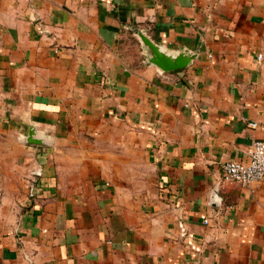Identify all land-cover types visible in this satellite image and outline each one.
Masks as SVG:
<instances>
[{
  "label": "crops",
  "instance_id": "1",
  "mask_svg": "<svg viewBox=\"0 0 264 264\" xmlns=\"http://www.w3.org/2000/svg\"><path fill=\"white\" fill-rule=\"evenodd\" d=\"M262 124L264 0H0V264H264Z\"/></svg>",
  "mask_w": 264,
  "mask_h": 264
},
{
  "label": "built area",
  "instance_id": "2",
  "mask_svg": "<svg viewBox=\"0 0 264 264\" xmlns=\"http://www.w3.org/2000/svg\"><path fill=\"white\" fill-rule=\"evenodd\" d=\"M259 54L258 58L262 59ZM257 127L255 121L249 123ZM261 128L264 130V124ZM222 181L248 186L252 183L264 181V137L254 144V148L248 152L247 159H232L222 166Z\"/></svg>",
  "mask_w": 264,
  "mask_h": 264
},
{
  "label": "water",
  "instance_id": "3",
  "mask_svg": "<svg viewBox=\"0 0 264 264\" xmlns=\"http://www.w3.org/2000/svg\"><path fill=\"white\" fill-rule=\"evenodd\" d=\"M140 36L144 44L149 49L151 55L150 62L165 72L183 69L189 66L192 63L193 59L196 57V54L191 52H180L178 54H170L142 32L140 33ZM36 134V128L32 127L29 131V134L25 137V142L35 145L47 144L44 138L37 137ZM40 173L41 171L36 172V174Z\"/></svg>",
  "mask_w": 264,
  "mask_h": 264
}]
</instances>
